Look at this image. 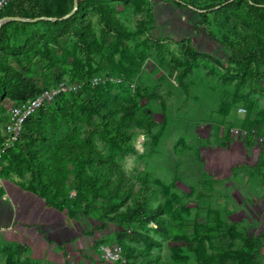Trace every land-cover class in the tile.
I'll list each match as a JSON object with an SVG mask.
<instances>
[{"label":"rangeland","instance_id":"rangeland-1","mask_svg":"<svg viewBox=\"0 0 264 264\" xmlns=\"http://www.w3.org/2000/svg\"><path fill=\"white\" fill-rule=\"evenodd\" d=\"M18 1L7 0L0 12ZM35 1L28 15L63 16L74 5ZM99 1L108 27L89 0H78L63 32L48 22L54 20H5L0 58L38 90L74 87L66 104L70 123L92 131L102 153L116 151L129 196L123 202L93 196L63 213L77 234L51 244L54 251L34 253L25 240L0 233V264H260L264 63L244 50L254 39L264 48V4L229 0L223 18L210 8L216 0H181L207 13L197 24L213 39L194 29L197 14L173 0ZM82 8V16H74ZM80 28L86 44L78 39ZM186 45L222 62L198 57L186 65ZM225 48L245 57V73ZM21 99H0V146ZM16 144L0 158L9 177L13 162L4 155ZM20 178L37 182L31 172ZM139 194L152 213L134 211ZM107 249H120V256H108Z\"/></svg>","mask_w":264,"mask_h":264},{"label":"trees","instance_id":"trees-1","mask_svg":"<svg viewBox=\"0 0 264 264\" xmlns=\"http://www.w3.org/2000/svg\"><path fill=\"white\" fill-rule=\"evenodd\" d=\"M89 1L92 9L97 12L100 21L108 27L109 23L106 19L105 7L102 6L99 0ZM123 1L126 4L130 2V0ZM227 1L229 0H216L210 8H215L213 12L215 14L216 12L221 13V17L225 18L233 2L239 0H233V2L228 3ZM35 2V0L13 2L4 11L0 12V18L6 16H40L42 15V11L32 16L27 13ZM253 2L255 4H264V0H253ZM173 4L176 7H183L197 14L198 19H195L196 25L194 29H203L197 23L205 19L207 13L181 0H173ZM84 12L85 8L79 9L74 16H82ZM56 15L58 17L61 16L60 14ZM71 19L67 18L48 22L59 26L61 32H63L70 27ZM176 20L181 21V19ZM10 22L26 23L18 20ZM203 30L207 32L205 28ZM78 32L79 41L82 44H86V32L83 28H80ZM207 34L216 39L208 32ZM2 36L3 30L0 41ZM218 43L225 47L222 42ZM249 43V46L244 51L247 53H257L258 61L264 63V48L261 47L259 40L254 39ZM183 51L185 53L184 62L186 65L198 57L211 59L217 64L222 62L221 58L208 52H201L190 45L184 46ZM225 52L229 56L228 59L237 65L239 71L245 73L247 67L245 57L236 56L232 50L226 49ZM41 91L35 87L29 78L18 74L12 66H9L0 58V99L6 96L13 98L21 97L22 99L15 104L17 105L22 101L32 98ZM70 93L64 92L58 94L52 101L53 106H50L51 102H47L36 109L26 119L16 146L10 152L8 151L4 157L13 162L12 173H15L19 177H24L28 172H31L37 182L36 184H27V188L45 199L48 206L54 207L64 214L70 209H74L75 207L80 208V206L85 205L93 196L107 195L108 200L115 198L119 202H123L129 196V191L122 186V180L124 179L123 170L114 160L116 151L111 150V153H102L94 139L92 131L84 130L70 123L72 114L68 113L66 109L68 94ZM27 94L30 95L27 96ZM111 142H114V139ZM1 174L7 175L3 170ZM73 187L76 191L74 195L71 194ZM145 197L144 194H139L133 200L134 211L141 214V216L152 213L151 209H147L144 201ZM143 237L158 243L157 240L147 236Z\"/></svg>","mask_w":264,"mask_h":264},{"label":"crops","instance_id":"crops-1","mask_svg":"<svg viewBox=\"0 0 264 264\" xmlns=\"http://www.w3.org/2000/svg\"><path fill=\"white\" fill-rule=\"evenodd\" d=\"M27 187L17 175L0 171V233L25 240L34 246V253L54 251L51 244L72 239L77 231L65 222L62 212ZM260 261L264 264V253Z\"/></svg>","mask_w":264,"mask_h":264},{"label":"built area","instance_id":"built-area-1","mask_svg":"<svg viewBox=\"0 0 264 264\" xmlns=\"http://www.w3.org/2000/svg\"><path fill=\"white\" fill-rule=\"evenodd\" d=\"M7 0H0V7H2ZM74 87L61 83L59 85L48 88L37 95L29 98L21 103L14 105L11 109L9 119L6 123L5 139L0 146V158L6 152V150L18 142L19 137L23 131V125L26 119L35 112L36 109L41 107L44 103L55 99L58 94L72 91ZM108 256H120V249L116 251L106 250Z\"/></svg>","mask_w":264,"mask_h":264},{"label":"water","instance_id":"water-1","mask_svg":"<svg viewBox=\"0 0 264 264\" xmlns=\"http://www.w3.org/2000/svg\"><path fill=\"white\" fill-rule=\"evenodd\" d=\"M78 6V0H74V5L72 10L66 14L63 15L61 17H56V16H37L34 18H25V17H21V16H6L0 19V29H1V24L5 21V20H18V21H26V20H33V21H39V20H63V19H67L69 16H71L75 10L77 9Z\"/></svg>","mask_w":264,"mask_h":264}]
</instances>
